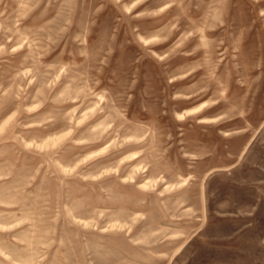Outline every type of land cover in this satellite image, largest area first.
I'll return each instance as SVG.
<instances>
[{
	"label": "rangeland",
	"instance_id": "374dc122",
	"mask_svg": "<svg viewBox=\"0 0 264 264\" xmlns=\"http://www.w3.org/2000/svg\"><path fill=\"white\" fill-rule=\"evenodd\" d=\"M0 264H264V0H0Z\"/></svg>",
	"mask_w": 264,
	"mask_h": 264
}]
</instances>
